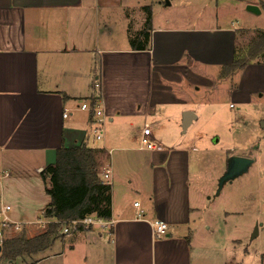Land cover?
Listing matches in <instances>:
<instances>
[{"label": "crops", "instance_id": "obj_1", "mask_svg": "<svg viewBox=\"0 0 264 264\" xmlns=\"http://www.w3.org/2000/svg\"><path fill=\"white\" fill-rule=\"evenodd\" d=\"M256 4L259 15L246 13L242 0H161L157 6L164 10L157 18L155 9L138 1L0 0V176L8 175L2 180V198L12 220L23 224L20 232L34 227L37 233L29 237L43 231L38 222L47 223L42 212L50 197L40 174L54 164L61 147L93 149L99 177L110 172L111 226L61 235L46 251L13 264H228L231 248L220 244L199 250L192 243L195 230L189 221L198 210L188 205L198 201L187 191V152H163L160 145L139 150L147 123L132 134L138 142L133 152L117 145L126 144L124 129L133 120L159 114L153 80L159 94L162 85L175 86L177 75L216 77L233 62L238 34L253 31L261 16ZM146 7L151 26L144 39L138 34ZM92 8L98 28L91 39L87 21ZM239 12L245 15L238 16L240 29L234 23ZM110 15L134 26L128 38L102 34ZM133 45L144 49L136 51ZM175 87L185 93L182 85ZM83 101L97 102L111 129L107 139L104 130L96 147L90 144L92 115L77 109ZM129 194L140 199L138 208L137 201H127ZM154 221L167 225L164 236H154ZM205 250L206 257H196Z\"/></svg>", "mask_w": 264, "mask_h": 264}, {"label": "rangeland", "instance_id": "obj_2", "mask_svg": "<svg viewBox=\"0 0 264 264\" xmlns=\"http://www.w3.org/2000/svg\"><path fill=\"white\" fill-rule=\"evenodd\" d=\"M135 1L151 6V9H155V17L161 18L159 16H162L164 9L157 6L161 0H129L130 3ZM257 1L261 5V16L252 27L257 29L238 34L235 58L243 56L250 42L264 30V11L261 9L264 8V0H242L246 6H257ZM157 11H160L159 14ZM115 15L109 16L111 24L104 31L102 28V34L120 41L130 36L131 26H134L130 23L122 25ZM240 15L245 16L243 12L234 15L235 28L238 29L242 24ZM88 16V32L92 39L98 28L94 22L96 9L92 8ZM173 80L175 86L182 85L185 93L180 95L177 89H172L176 88L173 85H162L158 94L156 81L154 83L153 80L151 90L155 94V101L161 104L158 106V109L161 108L159 114L133 120V126L124 129L128 134L126 144L117 146L133 152L138 142L132 140V134L137 127L142 128V124L147 123L163 152L172 148L184 149L189 158L187 191L190 199L194 197L198 201H190L188 205L198 210L191 214L189 221V227L195 230L192 236L194 248L202 250L203 247L221 244L227 250L232 249L231 254L226 255L228 264H264V53L249 66L228 77L189 72L177 75ZM162 91L165 92L160 96ZM180 111H193L195 116L184 131L181 124L183 113ZM103 126L107 139L111 129L106 119ZM102 141L94 139L90 144L96 147ZM235 156L250 158L254 160L253 165L245 174L224 183L217 196L218 180L226 169L228 159ZM127 201L131 205L133 201L141 203L132 194H129ZM33 229L29 227L24 230L27 237L37 233ZM206 252H200L196 257H206Z\"/></svg>", "mask_w": 264, "mask_h": 264}, {"label": "trees", "instance_id": "obj_3", "mask_svg": "<svg viewBox=\"0 0 264 264\" xmlns=\"http://www.w3.org/2000/svg\"><path fill=\"white\" fill-rule=\"evenodd\" d=\"M138 37L146 39L151 26L150 10ZM136 51L144 48L133 45ZM264 53V30L250 42L245 54L234 58L230 65L221 68L220 76L228 77L250 65ZM95 151L84 145L76 148L61 147L55 152L54 164L44 168L40 174L45 184V193L50 197L42 215L47 220L41 233L27 237L24 231L6 237L0 247V264H13L17 259L38 255L61 236V224L93 215L109 220L111 217L110 185L102 183L98 174Z\"/></svg>", "mask_w": 264, "mask_h": 264}, {"label": "built area", "instance_id": "obj_4", "mask_svg": "<svg viewBox=\"0 0 264 264\" xmlns=\"http://www.w3.org/2000/svg\"><path fill=\"white\" fill-rule=\"evenodd\" d=\"M94 88H98V84H94ZM230 108H233V105H230ZM77 109H82L84 111L90 112L92 117L90 120L91 126V135L96 140H101L103 138L104 126L103 122L105 120L104 110L100 107V105L95 102L93 104L88 103L87 101H83L81 105ZM68 112H64L63 117H68ZM139 150L141 151H153L159 149V144L153 138L152 131L150 125H145L141 131L139 136ZM8 175L4 173L0 176V247L8 234L11 232L19 233L23 227L22 223H18L12 220L10 216L11 207L5 204L4 199L2 198V180L6 178ZM110 172L105 170V172L101 175L102 183L105 185H110ZM134 207L138 208L139 204L134 203ZM137 214V218H142L143 215L141 211ZM41 228L45 227V223L38 222ZM112 222L105 220L101 217H96L93 215H88L81 220H71L67 222H63L61 224V235H70L75 232H79L81 230H88L92 228H103L107 229L108 226H111ZM151 228L153 229V234L155 237H162L168 232L167 225L161 221H154L151 224Z\"/></svg>", "mask_w": 264, "mask_h": 264}, {"label": "water", "instance_id": "obj_5", "mask_svg": "<svg viewBox=\"0 0 264 264\" xmlns=\"http://www.w3.org/2000/svg\"><path fill=\"white\" fill-rule=\"evenodd\" d=\"M246 2H250L252 0H244ZM246 13H250L252 15H259L260 11L256 5L253 4H248L245 8ZM192 119H195V116L192 112H184L183 117H182V128L183 131L186 130V128L190 125ZM254 160L246 157H230L227 161L226 169L225 171L221 174L218 184H217V190H216V195H219V191L221 187L223 186L224 183L226 182H231L236 177H239L243 174H245L248 169L253 165ZM256 228L255 227V233H256ZM255 234H253L254 236ZM1 252V251H0Z\"/></svg>", "mask_w": 264, "mask_h": 264}]
</instances>
